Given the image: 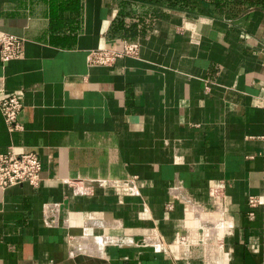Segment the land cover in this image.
I'll list each match as a JSON object with an SVG mask.
<instances>
[{
  "label": "crops",
  "instance_id": "1",
  "mask_svg": "<svg viewBox=\"0 0 264 264\" xmlns=\"http://www.w3.org/2000/svg\"><path fill=\"white\" fill-rule=\"evenodd\" d=\"M0 32V154L41 161L0 189V264H264V6L0 0Z\"/></svg>",
  "mask_w": 264,
  "mask_h": 264
},
{
  "label": "built area",
  "instance_id": "2",
  "mask_svg": "<svg viewBox=\"0 0 264 264\" xmlns=\"http://www.w3.org/2000/svg\"><path fill=\"white\" fill-rule=\"evenodd\" d=\"M24 39L11 34L0 32V65L6 66L10 61L21 56ZM138 45L123 41L122 49H99L88 53L87 64L89 67H110L118 59L126 56H136ZM23 105L16 94L0 96V113L7 125L9 132L22 130L18 117ZM41 161L35 151L18 153L13 146L0 154V189L28 184L36 187L40 181ZM256 197L248 198V205L254 209L258 205Z\"/></svg>",
  "mask_w": 264,
  "mask_h": 264
},
{
  "label": "trees",
  "instance_id": "3",
  "mask_svg": "<svg viewBox=\"0 0 264 264\" xmlns=\"http://www.w3.org/2000/svg\"><path fill=\"white\" fill-rule=\"evenodd\" d=\"M215 4L216 7H222L227 2L241 1L243 4L248 6H264V0H210Z\"/></svg>",
  "mask_w": 264,
  "mask_h": 264
}]
</instances>
